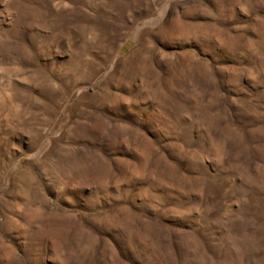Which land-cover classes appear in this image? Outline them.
Returning <instances> with one entry per match:
<instances>
[{
    "label": "rangeland",
    "instance_id": "1",
    "mask_svg": "<svg viewBox=\"0 0 264 264\" xmlns=\"http://www.w3.org/2000/svg\"><path fill=\"white\" fill-rule=\"evenodd\" d=\"M0 264H264V0H0Z\"/></svg>",
    "mask_w": 264,
    "mask_h": 264
}]
</instances>
